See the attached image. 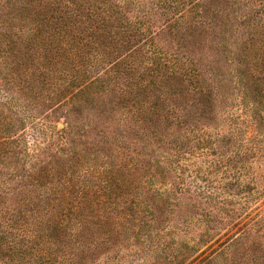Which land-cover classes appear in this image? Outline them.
I'll return each mask as SVG.
<instances>
[{
    "label": "rangeland",
    "instance_id": "374dc122",
    "mask_svg": "<svg viewBox=\"0 0 264 264\" xmlns=\"http://www.w3.org/2000/svg\"><path fill=\"white\" fill-rule=\"evenodd\" d=\"M8 1L12 7L0 9L4 27L13 23L10 10L19 0H3ZM127 3L130 18H151L162 47L185 46L181 34L167 27L185 5L163 12L151 8L148 0ZM8 39L0 33V73L7 76L0 79V102L6 105L0 111L24 125L16 131L19 148L0 164V231L13 223L12 213L40 219L49 205L67 213L68 197L59 205L46 197L63 196L69 191L65 183L75 185L74 190L86 185L97 191L87 195L81 209L89 222L73 264H264V88L245 89L236 65L223 59L224 67L213 72L215 80L207 81L214 94L206 114V104L196 103L191 92L193 83L180 77L174 83L173 90L183 94L173 109L190 111L188 124L143 119L133 109L140 99L115 91L109 81H95L104 85H95L96 91L84 100L66 106L68 93L56 81L41 97L15 87L19 74ZM97 66L88 70L92 78L101 74L103 68ZM133 90L145 95L143 85ZM156 105L163 106L151 103ZM199 113L205 116L199 118ZM40 166L46 170L47 186L33 174ZM110 166L121 185L106 194L103 173ZM68 219L67 229L78 225V216ZM60 242L67 245L64 236ZM6 255L0 252V264Z\"/></svg>",
    "mask_w": 264,
    "mask_h": 264
},
{
    "label": "trees",
    "instance_id": "16d2710c",
    "mask_svg": "<svg viewBox=\"0 0 264 264\" xmlns=\"http://www.w3.org/2000/svg\"><path fill=\"white\" fill-rule=\"evenodd\" d=\"M148 1L151 8H162L163 12L185 5L179 17L170 19L167 27L181 34L180 42L186 47L178 45L174 49L172 44L162 47L153 35L151 18L129 17L127 0H19L10 10L9 19L13 23L0 26L1 35L11 41L10 54L14 56V70L18 71L20 81L15 87L41 97L42 90L56 81L55 84H61L60 90L68 93L63 103L69 106L96 91L95 85H104L95 81H109L115 91L140 99L138 107L133 109L143 119L170 121L169 124L178 126L188 124L192 114L190 111L180 114L173 109L183 94L173 90L174 83H193L191 92L197 97L196 103L206 104L203 108L206 114L214 94V88L207 81L215 80L213 72L215 68L224 67L223 59L229 66L236 65L234 68L245 89L264 88V0ZM9 2L0 0V9H10ZM190 46L193 50L187 49ZM253 50H256L254 54ZM96 65L103 69L92 78L88 70ZM137 69L138 76H135L133 72ZM0 79H7L5 73H0ZM127 81L130 82L125 85ZM134 85H143L145 95L140 97L141 94L133 90ZM155 101L163 106H151ZM0 105L6 107L5 103L0 102ZM8 112H11L10 107ZM204 114L199 113L198 117ZM11 115L0 111V164L9 160L20 146L16 131L24 123L16 124ZM34 129L43 133L37 126ZM65 136L59 135L62 139ZM44 169L40 166L33 174L40 176L42 186H47ZM93 170L89 171L93 173ZM103 175L106 194L121 185L113 166L105 169ZM74 186L65 183L64 188L69 191L63 196L46 197L48 203L52 201L55 205L66 202L68 197L71 210L67 213L49 205L44 211L45 217L40 219L28 220L23 212L11 214L13 223H6V230L0 231V252H7L3 264L75 262L79 253L74 250L81 248L79 242L89 222V216L81 213V209L87 195L97 189L84 185L74 190ZM73 215L78 216V225L67 229L66 222ZM1 220L3 222L0 217V226ZM61 236L65 237V247L60 242Z\"/></svg>",
    "mask_w": 264,
    "mask_h": 264
}]
</instances>
